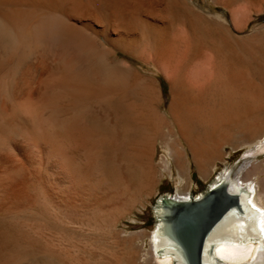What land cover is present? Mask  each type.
I'll use <instances>...</instances> for the list:
<instances>
[{"label": "bare ground", "instance_id": "bare-ground-1", "mask_svg": "<svg viewBox=\"0 0 264 264\" xmlns=\"http://www.w3.org/2000/svg\"><path fill=\"white\" fill-rule=\"evenodd\" d=\"M187 1L0 0V264H85L65 240L53 244L45 236L55 211L106 231L112 212L134 201L137 172L143 185H152L150 127L164 119L161 96L153 80L118 59L119 52L165 67L171 76L167 114L181 139L167 142L165 169L171 170L170 157L187 172L182 141L206 175L223 142L260 135L264 118L252 121L251 115L255 106L264 111V86L252 91V77L264 82V67L253 70L252 59L264 58V33L255 45L235 39L223 15H183ZM239 1L216 3L228 8ZM246 1L253 10L261 0ZM175 19L188 25L174 37ZM203 43L210 44L206 52ZM193 57L199 76L187 80ZM106 151L123 153L124 161L105 167ZM262 157L264 137L237 173L227 168L208 187L226 183L238 205L207 234L201 264H264V178L256 173ZM162 196L153 207V257L157 264H186L161 222ZM112 256L114 264H138Z\"/></svg>", "mask_w": 264, "mask_h": 264}, {"label": "rangeland", "instance_id": "rangeland-1", "mask_svg": "<svg viewBox=\"0 0 264 264\" xmlns=\"http://www.w3.org/2000/svg\"><path fill=\"white\" fill-rule=\"evenodd\" d=\"M261 1H258L255 8L256 10H250L248 8V1L246 0H241L235 4L233 3V5H229L228 8L217 4L216 0H188L182 14L187 17H192L191 15H194L195 11H199L206 15L208 14V16L223 15L226 19V27L231 35L235 39H249L248 43L252 45L256 41V44H258V41L261 42L260 40L264 33V0ZM172 24L173 29H171V34L174 37L180 30H185L188 25L187 21L184 19H175ZM257 36L260 37V39ZM253 38L255 41H253ZM209 45L210 44L203 43L201 45V50L206 52L208 49L205 48L209 47ZM253 45H255V43ZM143 49L144 46L141 45L139 52ZM199 56L201 57L200 54L196 57L198 58ZM196 57H193L187 62L189 66L186 64L187 67H185L184 72L186 71L185 75L187 74V76L185 77H187V80L192 78L193 75L194 77L192 79L198 78L196 75L199 76L197 69L192 65L197 59ZM259 57L252 59L253 70L256 69L257 71L264 67V58L263 56ZM118 59L124 63H133L134 67L141 74L153 80L161 96V103L159 104L161 110L160 116L164 119L157 126L154 125L150 127L152 145H154L152 146V155L154 156L151 157L152 159L154 158V178L152 185L150 187L148 186L149 188L143 185L144 183L142 182H144V180L142 179L140 171H138L132 183L133 186H136L137 190L132 187V190L135 189L136 192L132 191L135 199L132 204L129 205L131 208L128 206L125 210H114L111 214V227L106 231L96 229L92 226L91 222L87 220H69L55 211V220L54 222L45 223L44 233L53 244H55V239L61 241L65 240L64 242L62 241L63 246L70 251L72 250L71 253H73L75 257L80 258V261L85 264H114L112 255L131 258L138 264H157V260L153 257L151 235L156 230L157 226V223L154 224L153 207L159 197L166 193H174L175 196L178 193H190L191 196H197L206 188L210 187L212 182L217 179V176L227 168H231L230 170H233V173H237L242 166L240 163L246 152L256 144L258 139L264 137V128L261 130L262 132H260V135L251 142L241 143L235 140V142H223L220 155H218L219 157L217 156L218 158L216 157L213 161L211 160L212 163L210 162V168L208 167L206 175L200 174L190 149L187 144L182 141L184 147H186L185 161L187 172L183 173L175 161L170 157L169 162L171 170L169 171L164 168L163 164L168 157V148L166 144L169 139H181L178 128L171 120L169 114H167L171 102V76L169 71L165 67H156L145 60L142 61L141 58L125 52H119ZM260 60L263 61V64ZM257 67H259V69ZM253 75L252 80L255 86L252 91H255L258 85L263 87L264 82L258 78V75L254 73ZM254 109L255 112L251 115L252 121L264 118V111L258 110L256 106ZM217 135L218 134L215 136ZM209 141H202L207 148V145L210 143ZM117 155L106 151L104 166L112 167L119 162L121 164L124 161V155L123 153H118ZM258 160L262 162L263 165L261 163L258 164L256 173L263 179L264 157ZM254 179H256V177H254ZM62 236H64V238H62ZM68 240H70L73 245H71V243L67 245L69 244Z\"/></svg>", "mask_w": 264, "mask_h": 264}, {"label": "water", "instance_id": "water-1", "mask_svg": "<svg viewBox=\"0 0 264 264\" xmlns=\"http://www.w3.org/2000/svg\"><path fill=\"white\" fill-rule=\"evenodd\" d=\"M160 203L161 222L178 242L186 264H201L207 234L231 206L238 205L237 195L227 190L226 183L206 188L199 197L189 199L181 200L174 193H166ZM155 221L154 216V224Z\"/></svg>", "mask_w": 264, "mask_h": 264}]
</instances>
